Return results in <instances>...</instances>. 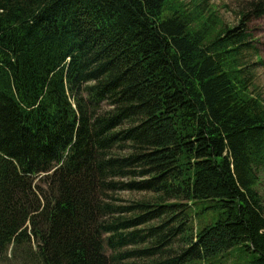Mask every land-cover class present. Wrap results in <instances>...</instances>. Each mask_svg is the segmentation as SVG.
<instances>
[{
  "label": "trees",
  "instance_id": "obj_1",
  "mask_svg": "<svg viewBox=\"0 0 264 264\" xmlns=\"http://www.w3.org/2000/svg\"><path fill=\"white\" fill-rule=\"evenodd\" d=\"M205 1L0 0V264H264V0Z\"/></svg>",
  "mask_w": 264,
  "mask_h": 264
},
{
  "label": "rangeland",
  "instance_id": "obj_2",
  "mask_svg": "<svg viewBox=\"0 0 264 264\" xmlns=\"http://www.w3.org/2000/svg\"><path fill=\"white\" fill-rule=\"evenodd\" d=\"M179 1H185L188 3L189 0H171L173 3H178ZM254 0H206L205 4L209 5L210 7L214 8L216 10L217 16L220 18V21L224 23L227 27L234 28L237 27L239 24H241V16L240 13L244 11L245 8L249 6L250 2H253ZM248 11V10H247ZM243 18V17H242ZM245 31L248 35H250L249 40L251 42V45L255 48L256 53L260 56L262 59V63L258 64V60L256 57L252 58V62L255 63L253 66V83L254 87H256L255 95L260 97L264 102V16L258 17L253 13H250L248 15V18L243 21ZM251 54V52H250ZM249 57V54L247 55ZM142 180V178L138 179ZM124 181H129L124 180ZM259 192L262 196V205L264 209V172H261V179L259 180ZM113 194V193H112ZM112 197H119L122 202H120L119 205H125L134 207L131 211V215H137L141 212H143V209H140L137 205L140 203L146 204L148 200L149 202L152 200V197H155V195L151 192H138V191H131V192H121L118 191L117 193H114L111 195ZM107 202H112L111 199H107ZM149 210H153L148 208ZM180 208L176 209V213H181ZM205 215H219L217 212H210L209 214H202L200 216V220L203 221L205 219ZM212 222H216L218 219L216 217H212ZM195 222V219L193 220ZM162 222L161 220H155L150 223H148L145 226L140 227V229H144V234L148 233V228L155 227L160 225ZM189 226H191L190 222ZM196 225V223H195ZM194 225V230H195ZM172 226V225H171ZM170 229V227H168ZM148 240L150 241L148 243ZM155 244V239L148 238L145 245H142V247H148L153 246ZM167 247L175 248V249H183L186 247L185 243L182 241V236H178V238H172L170 244ZM133 248H140V245H135ZM230 254V252H229ZM9 257V256H8ZM250 259V257H247L243 254L238 255V253L232 252L230 256H227L226 258H222L221 260H214L209 263H187V264H245ZM16 263L15 260L9 259L5 262V264H14Z\"/></svg>",
  "mask_w": 264,
  "mask_h": 264
}]
</instances>
